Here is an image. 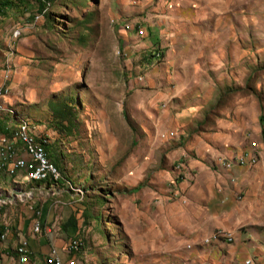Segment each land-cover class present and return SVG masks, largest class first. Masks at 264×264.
<instances>
[{"label": "rangeland", "instance_id": "1", "mask_svg": "<svg viewBox=\"0 0 264 264\" xmlns=\"http://www.w3.org/2000/svg\"><path fill=\"white\" fill-rule=\"evenodd\" d=\"M39 1L23 0L8 11L14 21L0 24V43L7 41L10 53L7 99L14 101L12 107L4 101L7 114L18 113L32 136L49 142L50 160L61 170L53 206L78 216L80 252L98 264H133L138 252L127 208L134 189L150 190L168 168L170 152V137L159 131L162 119L135 114V105L183 87L195 61L201 83L209 76L215 84L210 110L253 95L264 116V0H46L43 19L35 20ZM182 32L190 46L177 42ZM174 72L179 80L169 83ZM34 125L46 132L35 135ZM254 140H248L253 150ZM260 141L264 153L263 133ZM253 150L239 157L255 155L257 164L264 154ZM251 196L254 202L256 192ZM260 202L263 225L264 198ZM57 234L66 238L62 230Z\"/></svg>", "mask_w": 264, "mask_h": 264}, {"label": "crops", "instance_id": "2", "mask_svg": "<svg viewBox=\"0 0 264 264\" xmlns=\"http://www.w3.org/2000/svg\"><path fill=\"white\" fill-rule=\"evenodd\" d=\"M9 10L15 11L9 8L0 12L1 25L14 21L15 12L8 13ZM140 34L143 36L142 32ZM176 36L182 37L177 41L182 47L189 44L185 32ZM151 42L157 45L156 40ZM190 43L195 45L193 39ZM6 46L7 41L0 43V88L9 90L5 60L9 68L10 59L5 58L10 53ZM193 53L196 60L197 52ZM175 64L176 68L180 67L179 63ZM204 68L214 67L205 64ZM187 70L184 89L181 86L174 90L169 88L165 93L151 95L149 106L144 100H138L135 105V114L143 113L150 118L151 113L155 114L152 118L162 119L159 131L165 132L164 138L170 137L165 140L170 152L168 168L160 178H153L150 190L134 189V198L127 208L133 222L130 236L138 252L133 264H245L249 260L252 264H264V230H257L264 227L260 202L264 198V159L262 157L257 164L251 159L250 167L236 164L239 158L228 160L251 152L252 142L248 140L252 137L257 143L253 151L264 154L259 104L253 95H246L224 110L220 107L210 110L209 106L216 99L214 81L208 76L201 83L200 68L195 61L189 63ZM178 74L174 72L169 83L179 80ZM161 81L163 79L158 83ZM8 94L3 100L12 107L14 101L7 99ZM158 103L164 104L161 111L157 110ZM16 115L11 117L6 110L0 112V138H9L10 145L18 147L19 156L24 157L21 141L15 139L13 132L26 121ZM44 130L39 125L32 126L35 135L44 134ZM172 132L176 136L170 134ZM153 139L151 137L149 144H153ZM222 157L227 160L220 161ZM180 162L183 164L178 165V171L175 165ZM227 165L234 166L227 169ZM54 188L49 181L35 182L32 175L26 178L24 171L14 176L0 174V262L46 264V259L56 251L64 263L72 260V264H98L95 257L86 252L72 248L74 253H68L71 241L81 239V225L78 216L66 217L64 212L56 211L55 198H52L57 195ZM251 192H256L255 203ZM13 214L16 217L12 221ZM73 217L75 222L71 221ZM37 225L39 232H35ZM58 230H62L66 238H59ZM220 231L232 235L233 241L206 242ZM26 240L29 257L21 254L26 251Z\"/></svg>", "mask_w": 264, "mask_h": 264}, {"label": "built area", "instance_id": "3", "mask_svg": "<svg viewBox=\"0 0 264 264\" xmlns=\"http://www.w3.org/2000/svg\"><path fill=\"white\" fill-rule=\"evenodd\" d=\"M44 4H46V0H42ZM43 19L42 13L38 14V17L35 20ZM143 36L145 35V30L140 29ZM5 101V100H3ZM174 134V132L170 133ZM22 150L26 156H19V148H11L10 140L7 137L0 138V174H7L9 176H14L18 172L24 171L26 172V178H29L31 175H43V176H52L53 178H60L59 170H52V161L49 158V154L47 150H43L42 148H28L23 142ZM251 159H257L254 155ZM248 158L239 157L237 159L236 164L240 166H245L250 163L251 160H247ZM234 165H227V169L232 168ZM39 225L36 226L35 232H39ZM226 233L227 237H230ZM5 239V238H4ZM2 239V240H4ZM68 253L72 254V241L67 248ZM24 257L28 256V241L26 240V251L21 252ZM250 261V260H249ZM46 264H72V260L68 263H64L56 251H53L51 256L46 259Z\"/></svg>", "mask_w": 264, "mask_h": 264}, {"label": "bare ground", "instance_id": "4", "mask_svg": "<svg viewBox=\"0 0 264 264\" xmlns=\"http://www.w3.org/2000/svg\"><path fill=\"white\" fill-rule=\"evenodd\" d=\"M19 33L17 32L15 36L17 37ZM9 93V90L6 88H0V112H4L5 110L8 112V109L5 108L2 100L3 98ZM14 137L16 140L23 142L28 148H42L43 150H46L47 147V141L46 140H38L34 136L31 135V131L29 129V125L27 122L22 123V125L17 128V130L14 132ZM11 148H14L10 145ZM18 148V147H17ZM220 161L223 162V159H220ZM180 168V166H178ZM52 170H58V168L52 164ZM32 180L35 182H45L49 181L53 183L54 185H59V182L61 180V173L60 178H53L52 176H43V175H32ZM4 238V237H3ZM226 238V233L224 232H217L215 233L211 239L207 240L206 242L209 244L213 241H218L220 239ZM226 240V239H225ZM228 242L233 241V237H227ZM72 248L80 252L82 249L81 241H74L72 243ZM22 251V250H21ZM245 264H252L251 261H247Z\"/></svg>", "mask_w": 264, "mask_h": 264}, {"label": "trees", "instance_id": "5", "mask_svg": "<svg viewBox=\"0 0 264 264\" xmlns=\"http://www.w3.org/2000/svg\"><path fill=\"white\" fill-rule=\"evenodd\" d=\"M48 1H46L47 2L46 4H44L42 1H39V4H40L39 5V10H40L41 13L45 10L46 6H48L50 4L49 2H51V0L49 2ZM23 3H24L23 0H0V12H4L6 9H9V8L20 9L21 5H23ZM47 13L48 12H46L45 15ZM260 120H261V123L263 125V133H264V116H261ZM47 152L49 153L48 147H47ZM53 165H55L58 168V170L61 172L60 167L58 165V160L53 162ZM59 183H61V180H60ZM71 221L75 222V217H73L71 219Z\"/></svg>", "mask_w": 264, "mask_h": 264}]
</instances>
